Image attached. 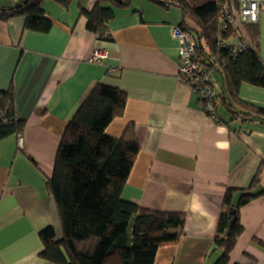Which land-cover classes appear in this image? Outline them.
Returning a JSON list of instances; mask_svg holds the SVG:
<instances>
[{"label": "crops", "instance_id": "0c3cea01", "mask_svg": "<svg viewBox=\"0 0 264 264\" xmlns=\"http://www.w3.org/2000/svg\"><path fill=\"white\" fill-rule=\"evenodd\" d=\"M15 2L0 0V6ZM95 2L68 0L64 7L43 1L52 24L46 33L24 30L22 17L0 21V91L13 90L16 117L26 122L20 137L0 140V264H51L39 257L38 233L52 227L59 238L61 228L45 182L66 125L96 84L126 95L123 114L105 134L119 138L130 128L140 147L121 199L185 215V235L160 247L154 264H214L219 253L211 250L224 192L250 185L264 158V124L230 120L221 105L216 123L194 89L179 80L178 41L172 36L181 21L177 8L130 0L114 9L108 24L112 41L105 42L86 30L80 15ZM258 27L264 64V8ZM96 49L106 58L89 63ZM209 80L216 95H223L221 77L216 85L210 72ZM239 97L264 108V89L242 85ZM237 199L236 194L233 202ZM239 221L243 232L228 264H264V251L253 242L264 243V194L240 208Z\"/></svg>", "mask_w": 264, "mask_h": 264}, {"label": "trees", "instance_id": "16d2710c", "mask_svg": "<svg viewBox=\"0 0 264 264\" xmlns=\"http://www.w3.org/2000/svg\"><path fill=\"white\" fill-rule=\"evenodd\" d=\"M43 1L16 0L12 7L0 6V21L22 17L24 30L46 33L52 24L41 8ZM53 1L64 7L68 3ZM150 1L164 9L179 10L181 21L177 28L195 39V53L207 67L208 77L211 69L220 74L224 93H214L219 105L230 114V120H256L264 124V108L239 97L242 85L264 89L258 23L242 28L245 37L231 27L220 33L221 6H236L237 0ZM129 4L130 0H96L91 10L81 9L86 30L99 41H112L108 24L114 18V9ZM234 36L238 39L230 41ZM222 39L246 42V46L232 56L230 45L219 44ZM198 99L206 112V103L199 96ZM125 103L126 95L119 89L96 84L66 125L52 173L45 182L55 204L61 235L57 238L52 227L38 233L42 260L51 264H154L160 247L176 244L185 235L184 214L147 210L121 199L140 147L132 129L127 128L119 138L107 136L105 129L123 114ZM217 108L213 114L206 112L216 123L220 122ZM25 125V120L16 117L13 90L0 91V140L12 135L20 137ZM263 168L264 158L248 188L224 192L211 250L219 253L214 264L229 263L230 253L243 232L240 208L264 194V186L259 187ZM236 194L238 199L234 203ZM253 242L264 251L263 242Z\"/></svg>", "mask_w": 264, "mask_h": 264}, {"label": "built area", "instance_id": "2783aa9c", "mask_svg": "<svg viewBox=\"0 0 264 264\" xmlns=\"http://www.w3.org/2000/svg\"><path fill=\"white\" fill-rule=\"evenodd\" d=\"M264 8V0H237L236 6L229 7L223 4L220 8L222 13L220 22V33L227 27L243 33V27L258 23L261 10ZM240 30V31H239ZM172 36L178 41V78L180 81L189 84L200 98L206 103L207 113L214 112L219 102L215 97L213 87L211 86L207 67L198 59L195 39L187 32L181 31L175 27L172 29ZM221 46L230 45L232 56L243 51L246 42L231 43L229 39H222ZM106 58V53L102 50H93L87 61L89 63L99 64ZM212 117V116H211ZM21 142V139L19 138Z\"/></svg>", "mask_w": 264, "mask_h": 264}, {"label": "rangeland", "instance_id": "374dc122", "mask_svg": "<svg viewBox=\"0 0 264 264\" xmlns=\"http://www.w3.org/2000/svg\"><path fill=\"white\" fill-rule=\"evenodd\" d=\"M231 39H232V38H230V41H231ZM210 72H211V78H212V80H213V83L217 85V83H218L219 80H220V77H219L218 73L216 72L215 69H211V70L209 71V73H210Z\"/></svg>", "mask_w": 264, "mask_h": 264}]
</instances>
